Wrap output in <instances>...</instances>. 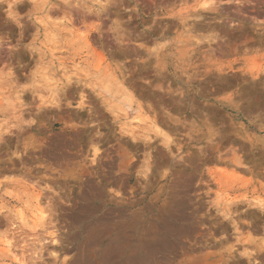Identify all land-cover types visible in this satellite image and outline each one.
I'll use <instances>...</instances> for the list:
<instances>
[{"label":"rangeland","instance_id":"374dc122","mask_svg":"<svg viewBox=\"0 0 264 264\" xmlns=\"http://www.w3.org/2000/svg\"><path fill=\"white\" fill-rule=\"evenodd\" d=\"M0 264H264V0H0Z\"/></svg>","mask_w":264,"mask_h":264},{"label":"bare ground","instance_id":"6f19581e","mask_svg":"<svg viewBox=\"0 0 264 264\" xmlns=\"http://www.w3.org/2000/svg\"><path fill=\"white\" fill-rule=\"evenodd\" d=\"M205 1H206V0H205ZM208 3H209V2H208ZM211 3H212V2H211ZM209 4H210V3H209ZM136 121H137V120H136ZM41 219H43V218H41ZM41 219H40V220H41Z\"/></svg>","mask_w":264,"mask_h":264}]
</instances>
